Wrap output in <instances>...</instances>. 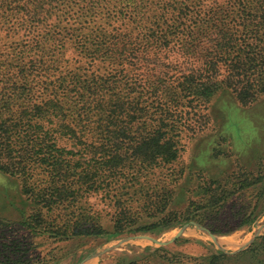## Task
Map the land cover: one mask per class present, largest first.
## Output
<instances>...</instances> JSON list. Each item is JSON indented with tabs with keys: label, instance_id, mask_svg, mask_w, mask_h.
<instances>
[{
	"label": "trees",
	"instance_id": "obj_1",
	"mask_svg": "<svg viewBox=\"0 0 264 264\" xmlns=\"http://www.w3.org/2000/svg\"><path fill=\"white\" fill-rule=\"evenodd\" d=\"M100 1L0 0L1 27L23 18L28 34L48 31L20 50L19 71L0 88V170L22 180L30 203L20 224L58 241L162 231L191 220L229 233L234 228L218 226L208 214L217 218L236 191L261 183L264 174L252 181L243 175L237 190L213 180L201 188L206 197L200 202L188 198L177 209L182 138L202 127L205 115L199 111L221 91H233L245 106L264 96V0H211L209 9L204 0H104L124 2L142 19L98 35L47 30L49 19L58 20L66 6L97 3V9ZM149 7L159 9L155 24L161 31L147 34ZM68 39L112 67L107 76L46 66L51 44L63 49ZM173 51L191 65L160 58ZM185 104L191 108L186 116L179 111ZM100 193L115 209L112 225L88 203ZM256 217L251 213L245 220ZM0 224L7 220L0 218ZM2 237L0 264L30 262L19 255L26 249ZM239 255L217 253L207 264H232Z\"/></svg>",
	"mask_w": 264,
	"mask_h": 264
},
{
	"label": "rangeland",
	"instance_id": "obj_2",
	"mask_svg": "<svg viewBox=\"0 0 264 264\" xmlns=\"http://www.w3.org/2000/svg\"><path fill=\"white\" fill-rule=\"evenodd\" d=\"M204 3L208 6L206 9L212 7L211 0H204ZM96 5L89 7L74 2L66 6L58 20L49 19L47 30H57L65 35L66 29H81L82 32L98 35L99 32L109 33L132 27L133 17L137 21L142 19V15L137 16L136 8L124 7V2L108 4L101 0L97 9ZM158 10L149 7V20L143 30L145 33L161 31V26L155 24L159 17ZM126 19L129 21L127 24L124 21ZM25 22L23 18H13L10 26H0V73L3 75L0 76V88L4 86L3 79L16 76L19 71L20 50L34 44V37L40 38L48 32L38 31L35 36L28 34L23 25ZM171 25L172 22L164 25V28ZM231 25L235 26V23ZM77 41L66 40L63 49L51 44V53L44 60L45 65L55 66L59 70H75L81 75L88 73L98 77L107 76L104 73L107 69L111 71L112 67L102 64L101 59L92 60L87 57V53L79 50ZM160 58L169 63L181 64L187 61L188 66L192 62L184 60L175 51L165 52ZM23 82L19 80V84ZM185 105L179 111L189 112L190 106ZM199 113L205 115L202 127H192V131H188L182 138L179 164L182 176L177 185V209L184 208L189 203L188 198L192 203L200 202V198L206 197L201 188H208L213 180H219L228 189L237 190L246 174H250L247 178L251 181L264 174V96L245 106L237 100L233 91H221ZM257 198H261V202L255 207ZM27 199L23 193L22 180L0 170V218L7 220L6 225L0 224V236L4 237L2 242L8 240L9 245L13 243L15 247L20 245L26 249L19 255L30 261L27 264H207L211 256L217 253L240 254L232 264H264V180L236 191L219 210L217 218H214L216 214L212 212L208 214L218 226L234 228L229 233L213 232L218 243L198 226L200 223L196 220L162 231L58 241L46 235H35L20 224L29 216L25 214L30 204ZM88 203L107 224H113L115 209L103 193L91 196ZM251 213L257 214L256 219L245 220ZM181 230L184 233L168 245H159L141 238L150 236L167 242ZM246 245L248 247L243 249ZM111 247L115 248L105 252ZM254 247L262 249L258 255L242 254Z\"/></svg>",
	"mask_w": 264,
	"mask_h": 264
},
{
	"label": "water",
	"instance_id": "obj_3",
	"mask_svg": "<svg viewBox=\"0 0 264 264\" xmlns=\"http://www.w3.org/2000/svg\"><path fill=\"white\" fill-rule=\"evenodd\" d=\"M191 224H195L194 222H191ZM198 226H200L201 228H202V230H204L205 232H207L208 234H209V236L216 242V243H218V238L216 237V235L213 233V232H211L209 229H207L206 227H204V226H202L201 224L200 225H198ZM184 233V230H181L172 240H170V241H167V242H162V241H160V240H158V239H155V238H153V237H150V236H141V238H144V239H148V240H151L152 242H154V243H156V244H159V245H168V244H171V243H173L177 238H179L182 234ZM257 237V232H256V234H255V238ZM252 243V242H251ZM249 245V244H248ZM248 245H246V246H244V248L243 249H245V248H247L248 247ZM115 247H111V248H109V249H107V250H105V252H107V251H109V250H111V249H114ZM228 254V253H227Z\"/></svg>",
	"mask_w": 264,
	"mask_h": 264
}]
</instances>
